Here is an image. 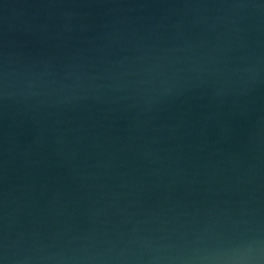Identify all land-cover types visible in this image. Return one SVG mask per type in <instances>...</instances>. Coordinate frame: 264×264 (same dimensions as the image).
Returning <instances> with one entry per match:
<instances>
[{"label": "water", "instance_id": "1", "mask_svg": "<svg viewBox=\"0 0 264 264\" xmlns=\"http://www.w3.org/2000/svg\"><path fill=\"white\" fill-rule=\"evenodd\" d=\"M257 239L264 0H0L7 264Z\"/></svg>", "mask_w": 264, "mask_h": 264}, {"label": "clouds", "instance_id": "2", "mask_svg": "<svg viewBox=\"0 0 264 264\" xmlns=\"http://www.w3.org/2000/svg\"><path fill=\"white\" fill-rule=\"evenodd\" d=\"M155 251L161 253L165 250L157 248ZM48 259L51 260L52 257ZM0 264H7L6 256H0ZM57 264H264V241L259 239L240 241L214 251L204 249L184 255L157 254L137 260L124 259L120 256L107 259L88 256L79 261L59 260Z\"/></svg>", "mask_w": 264, "mask_h": 264}]
</instances>
